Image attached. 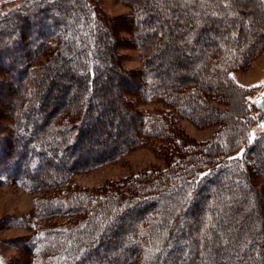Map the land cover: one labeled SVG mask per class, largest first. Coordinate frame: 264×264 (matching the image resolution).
<instances>
[{
	"label": "trees",
	"instance_id": "obj_1",
	"mask_svg": "<svg viewBox=\"0 0 264 264\" xmlns=\"http://www.w3.org/2000/svg\"><path fill=\"white\" fill-rule=\"evenodd\" d=\"M122 2L0 5V185L40 195L8 242L24 264H264V96L232 77L264 52V0ZM151 142L164 169L72 180Z\"/></svg>",
	"mask_w": 264,
	"mask_h": 264
},
{
	"label": "rangeland",
	"instance_id": "obj_2",
	"mask_svg": "<svg viewBox=\"0 0 264 264\" xmlns=\"http://www.w3.org/2000/svg\"><path fill=\"white\" fill-rule=\"evenodd\" d=\"M19 2L22 0H0V5L5 2ZM103 11L113 18H122L132 13V8L123 3L122 0H99ZM125 37V36H124ZM127 37V36H126ZM124 56L123 65L129 70L141 69V59L138 51L134 48L120 50ZM232 77L243 86L251 87L248 95L250 104H253L259 97L264 96V52L253 61L250 67L244 71L233 72ZM139 108L149 112H155L162 109L160 102L152 101L150 103H138ZM222 108V107H221ZM179 125L195 141H206L216 132V128H199L189 120L181 119ZM256 133L262 131L261 127L256 126ZM155 142L135 148L127 152L120 159L101 166L87 173H77L73 177V182L88 188L96 189L102 185L128 177L130 175L141 173L151 169H164L166 162L157 153ZM40 197L39 194H30L14 184L0 185V259H5V263L24 264L27 259V251L21 255L17 249L8 241L25 239L30 235L28 228L11 227L18 219H24L32 216L35 212V201ZM264 205V203H263ZM220 239V238H219ZM195 239H188L192 243Z\"/></svg>",
	"mask_w": 264,
	"mask_h": 264
},
{
	"label": "bare ground",
	"instance_id": "obj_3",
	"mask_svg": "<svg viewBox=\"0 0 264 264\" xmlns=\"http://www.w3.org/2000/svg\"><path fill=\"white\" fill-rule=\"evenodd\" d=\"M108 103H109V102H108ZM109 105H110V104H109ZM109 105H108V106H109ZM113 108H115V107H113ZM89 150H90V149H89ZM73 153H74V152H73ZM88 155H90V154H88ZM19 169H20V168H19ZM18 172H19V171H18ZM86 173H87V172H86Z\"/></svg>",
	"mask_w": 264,
	"mask_h": 264
},
{
	"label": "snow or ice",
	"instance_id": "obj_4",
	"mask_svg": "<svg viewBox=\"0 0 264 264\" xmlns=\"http://www.w3.org/2000/svg\"><path fill=\"white\" fill-rule=\"evenodd\" d=\"M262 127H264V125H262Z\"/></svg>",
	"mask_w": 264,
	"mask_h": 264
}]
</instances>
